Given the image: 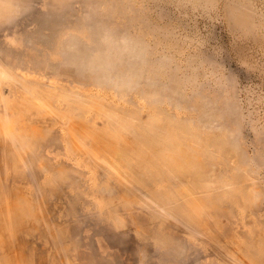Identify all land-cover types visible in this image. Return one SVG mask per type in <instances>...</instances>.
I'll return each mask as SVG.
<instances>
[{
  "label": "rangeland",
  "instance_id": "374dc122",
  "mask_svg": "<svg viewBox=\"0 0 264 264\" xmlns=\"http://www.w3.org/2000/svg\"><path fill=\"white\" fill-rule=\"evenodd\" d=\"M0 264H264V0H0Z\"/></svg>",
  "mask_w": 264,
  "mask_h": 264
}]
</instances>
